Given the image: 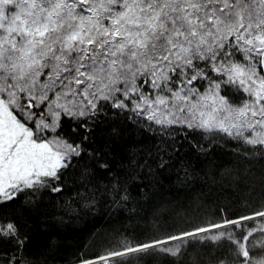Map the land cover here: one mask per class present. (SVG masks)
<instances>
[{"label":"snow or ice","instance_id":"obj_1","mask_svg":"<svg viewBox=\"0 0 264 264\" xmlns=\"http://www.w3.org/2000/svg\"><path fill=\"white\" fill-rule=\"evenodd\" d=\"M97 214L74 264H264V0H0V264Z\"/></svg>","mask_w":264,"mask_h":264},{"label":"trees","instance_id":"obj_2","mask_svg":"<svg viewBox=\"0 0 264 264\" xmlns=\"http://www.w3.org/2000/svg\"><path fill=\"white\" fill-rule=\"evenodd\" d=\"M185 153H189V146L185 144L184 150L180 153L183 157ZM219 158L228 159L225 153H220ZM189 159L195 161V157L189 154ZM180 165H174L161 173L160 185L155 187L153 191L157 193L155 202L173 201L177 198L185 199V192L177 191L179 184L175 180ZM215 204L211 208L214 210ZM232 211H236L233 208ZM125 225V221L119 216H107L97 214L95 218L85 217L83 220L67 222L64 226L53 227L51 224H38V229L46 228L48 233L55 232V239L58 245V253L55 264H74L76 257L81 253L92 256L101 251V241L110 239ZM46 236H39L40 241L45 240Z\"/></svg>","mask_w":264,"mask_h":264}]
</instances>
